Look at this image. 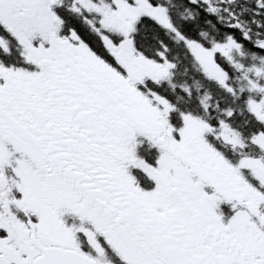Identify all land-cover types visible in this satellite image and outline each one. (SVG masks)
Segmentation results:
<instances>
[{
	"label": "snow or ice",
	"instance_id": "1",
	"mask_svg": "<svg viewBox=\"0 0 264 264\" xmlns=\"http://www.w3.org/2000/svg\"><path fill=\"white\" fill-rule=\"evenodd\" d=\"M0 264H264V0H0Z\"/></svg>",
	"mask_w": 264,
	"mask_h": 264
}]
</instances>
